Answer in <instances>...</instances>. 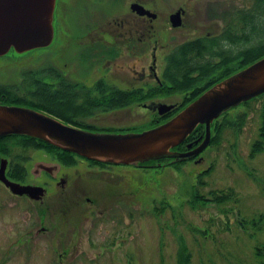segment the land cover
<instances>
[{
	"label": "rangeland",
	"instance_id": "1",
	"mask_svg": "<svg viewBox=\"0 0 264 264\" xmlns=\"http://www.w3.org/2000/svg\"><path fill=\"white\" fill-rule=\"evenodd\" d=\"M127 2L56 0L54 37L49 45L33 48L37 60L45 62L49 56L57 61L68 60L80 47L70 41L72 33L80 34L86 29L84 24L97 26L98 22L106 23L115 15L130 12ZM185 2L192 6L187 18L191 23L187 21L188 28H172L167 15ZM227 3L249 9L253 0H146L147 8L158 12L157 18L149 22V26L153 24L147 31L149 42H145L140 52L135 50L115 60L138 70L149 58L138 55L144 50L150 51L155 40L154 29L159 28L165 35L157 43L159 47L162 45L156 52L159 55L157 66L161 69L162 55L183 40L207 32L219 33L225 18L218 22L208 15L210 10ZM94 19L100 20L95 22ZM136 24L134 19L132 25ZM196 26L199 30L191 33ZM89 72L91 68L87 69L91 74ZM263 99L261 95L237 105L223 119H217L216 122H221L225 128H219L218 133L211 130L209 144L194 156L195 161L191 157L181 160L175 167L132 168L133 178L143 180L136 184L138 187L134 190L137 192L129 196L123 193L124 197H107L109 193L104 192V187L112 188L100 187L105 196V208L92 204L81 212L73 211L68 225L56 222L53 230H40V225L43 227L47 222L44 218V222L38 219L27 229L25 210L13 211V215L6 210L0 215L2 264H176L183 245L188 264H264V149L252 156L249 154L251 144L257 139L259 107ZM159 101L181 102L182 94H165ZM158 118L164 119L150 110L144 116L134 114L129 122L123 117L122 122L117 123L143 122L140 126L143 128L156 124ZM194 194L205 198V204L193 203ZM213 194L224 195V198L216 201L212 199ZM99 207L102 210L98 211ZM260 214H263L262 219L257 222ZM36 228L39 229L31 236L32 241L27 239L32 247L21 248L20 242L24 245L27 234ZM62 250L65 256L58 255Z\"/></svg>",
	"mask_w": 264,
	"mask_h": 264
},
{
	"label": "flooded vegetation",
	"instance_id": "2",
	"mask_svg": "<svg viewBox=\"0 0 264 264\" xmlns=\"http://www.w3.org/2000/svg\"><path fill=\"white\" fill-rule=\"evenodd\" d=\"M133 1L148 9L145 5L146 0H128V2L126 0L130 12L115 15L106 23L98 22L97 26H94V23H91L92 27L84 24L86 29H83L80 34L72 33L70 41L75 42L74 45L80 44V47L68 60L57 61L49 56L45 62L38 61L33 48L18 52L10 46L7 51L1 53L0 105L41 111L74 128L92 132L140 131L151 125L142 128L140 126H143V122L139 124H134L135 121L117 122H122L123 117L126 122H129L134 114L144 116L149 114L150 110L159 117L168 115L163 120L173 115L183 107L178 101L167 102L172 103L173 107L163 114H158L156 109L152 110L146 106L150 101H159V98L165 97L163 94H149L150 85H159L160 89H163V84L169 85L163 74L168 53L162 55L164 63L160 66L161 69L157 66L159 55L156 52L162 47V45L159 47L157 43L164 39L165 35L156 25L155 37L152 32L155 40L153 39L150 51L144 50L138 55L143 58L148 55V61L138 70L115 60L124 54H133L135 50L140 52L141 48L144 49L145 42L150 40L147 31L153 26V24L149 26V22L158 16L155 10H150L154 13L153 17L136 13L129 8V3ZM191 9L192 6L190 7L186 2L177 6L174 11H178L179 24L172 26L169 22V25L172 28L178 26L188 28L187 24L191 22L187 18ZM210 11L208 18L220 22L229 14L231 18H237V13L239 15L240 11L244 13V7L227 3ZM171 13L167 15L168 20ZM240 16L243 17V15ZM132 19H136V26L132 25ZM99 20L94 19L95 22ZM157 26L160 27L159 24ZM198 30L196 26L191 33H196ZM211 35L215 33L193 35L186 40ZM89 68H91L89 72L91 74L87 73ZM94 71L95 74H93ZM201 128H204V125ZM210 128H225V126L219 122L215 125L210 124ZM202 135L194 140L193 145L201 139ZM187 143L191 142H185L183 150L188 149ZM38 148L39 143L36 137L16 133L0 135V169H2L0 215L6 210L11 215L13 211L25 210L26 217L28 216L27 229L34 226L38 219L41 223L44 222V218L47 222L43 227L40 225V230H53L56 222L68 225L72 220L70 215L73 211L81 212L91 208L92 204L103 206L104 192L109 193L107 197L118 195L124 197L123 193L129 196L137 192L134 190L138 187L136 184L143 180L133 178L132 168L154 170L156 166L161 169L164 166H172L176 162L172 161L171 157H165L140 162L133 166L87 158L60 147H57L60 150L44 147H40L41 150H39ZM194 158L192 157L191 160H195ZM37 162L45 163L46 167L37 169L34 167ZM53 164L57 165L56 168ZM144 178L141 177V179ZM23 186H26L28 190L22 189ZM104 186H110L112 190H107ZM38 187L42 190L38 191ZM100 187H104V192ZM97 209L102 210L100 207ZM39 228L35 229L36 232L28 233L27 231L28 238L24 245L20 242L21 248L32 247L31 236L37 234ZM29 238L31 241H27ZM61 253L58 255H66L65 250ZM1 261L0 264H2Z\"/></svg>",
	"mask_w": 264,
	"mask_h": 264
},
{
	"label": "water",
	"instance_id": "3",
	"mask_svg": "<svg viewBox=\"0 0 264 264\" xmlns=\"http://www.w3.org/2000/svg\"><path fill=\"white\" fill-rule=\"evenodd\" d=\"M54 8L55 0H0V54L10 46L22 52L49 45L54 36ZM129 8L139 14L154 16L134 1L129 3ZM177 14L176 10L169 15L170 25L179 24ZM263 92L264 55L215 81L169 118L140 131H86L41 111L0 105V135L26 134L87 158L114 163L136 165L165 157L177 161L194 157L207 146L210 123L214 118ZM146 106L163 114L173 104L150 101ZM197 124L204 125L201 139L192 147L187 143V150H172ZM53 166L56 168L57 165ZM34 167L46 166L37 162ZM22 189L28 190L26 186ZM37 190L42 189L38 187Z\"/></svg>",
	"mask_w": 264,
	"mask_h": 264
},
{
	"label": "trees",
	"instance_id": "4",
	"mask_svg": "<svg viewBox=\"0 0 264 264\" xmlns=\"http://www.w3.org/2000/svg\"><path fill=\"white\" fill-rule=\"evenodd\" d=\"M240 15H243V17ZM240 15L237 13V18H231L230 14L227 15L223 21L222 30L218 34L186 40L177 44L165 59L166 69L163 74L164 79L169 82V85L163 84V89H160L159 85H150L149 94L170 95L173 92H180L182 94L180 105H183L181 103H186L193 99L215 81L263 56L264 0H253L252 6L249 9L244 8V13L240 11ZM261 95H264V92L241 102V104H245L249 100ZM227 112L228 110L220 114L211 124H218L216 120L224 117ZM158 119L155 123L160 122L163 118ZM202 126L203 124H197L186 135L185 139L173 148L178 151L183 150L185 142H191L193 145L194 140L204 133V128H201ZM210 130H217L216 133H218L219 128H210ZM37 140L39 147L60 150L53 144H49L41 139ZM263 149L264 99L259 107L257 139L251 144L249 154L252 156ZM180 162L182 161H176L172 166L175 167ZM221 198H224V195L213 194L212 196V199L216 201H219ZM204 199H201L196 194L192 196L193 203L196 202L200 205L205 204ZM262 215H258L257 222L261 221ZM256 253H259L258 249ZM177 257L176 264H188V254L185 253L184 245L180 248Z\"/></svg>",
	"mask_w": 264,
	"mask_h": 264
},
{
	"label": "bare ground",
	"instance_id": "5",
	"mask_svg": "<svg viewBox=\"0 0 264 264\" xmlns=\"http://www.w3.org/2000/svg\"><path fill=\"white\" fill-rule=\"evenodd\" d=\"M54 11H55V9H54Z\"/></svg>",
	"mask_w": 264,
	"mask_h": 264
}]
</instances>
